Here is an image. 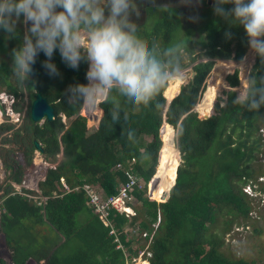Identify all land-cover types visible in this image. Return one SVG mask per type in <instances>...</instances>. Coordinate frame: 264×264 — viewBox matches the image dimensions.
<instances>
[{
  "label": "trees",
  "instance_id": "16d2710c",
  "mask_svg": "<svg viewBox=\"0 0 264 264\" xmlns=\"http://www.w3.org/2000/svg\"><path fill=\"white\" fill-rule=\"evenodd\" d=\"M231 7L226 5L228 9ZM202 19L205 23L198 32L205 35L192 39L194 30L187 28L189 35L183 39L187 44L184 53L190 65H194L195 75L181 88L164 115L161 107L166 103L163 93L167 87L146 106L126 108L122 101L112 96L108 103H98L90 117L80 114L83 106L70 104L66 90L70 85L87 83L88 63L82 61L77 69H71L56 52L52 59L61 75L50 77L42 67L47 57L40 53L33 81L28 79L21 83L7 66L13 63L12 50L20 44L23 28L18 27L14 38L0 32V48L8 57L6 63H0V93L12 95L14 110L21 112L22 106L16 101L24 96V89H35V93L40 92L47 99L55 114L53 121L45 120L39 127L30 118L33 94L29 95L23 125L1 139L0 160L6 178L4 187L0 186V198L5 199L8 211L3 213L0 226L8 246L18 248L19 254L13 257L14 264H24L31 255L28 250L36 247L35 244L16 246L11 241V237L20 233L23 218L28 217L34 219L31 223L34 229L37 225H45L48 231H55L52 230V241L55 240V247L60 245L51 255H44L47 264H126L143 249L150 255L148 264H248L242 259L225 256L221 249L224 241L213 229L220 224V219L223 220L221 233L224 235L235 224L247 227L254 222L251 214L256 207L252 206L243 189L253 185L249 180L256 183L264 176V170L257 162L258 156L264 153V138L259 133L264 130V107L249 110L236 105L232 103L236 93L229 91L225 105H220L223 100L218 99L211 117L200 119L193 112L214 61H237L236 64L241 65L248 50L244 28L230 25L215 15L213 0ZM160 20L151 31L138 32L137 42L154 48L158 59L165 62L169 59L166 50L176 43L173 40L175 33L183 28L178 16L166 14ZM226 32H231L230 39L225 36ZM196 45L199 49L195 55ZM250 73L257 80L264 78V60L256 56ZM225 80L229 87H237L238 72L228 75ZM220 81L225 83L223 79ZM217 86H212L207 100L201 102L200 108L206 112L211 111ZM113 102L120 110L115 127L111 123ZM62 117L69 121L67 126L61 122ZM164 119L177 130L175 146L181 159L175 184L166 201L162 199L165 193H159V189L165 167L172 158L169 156L164 162L159 156L158 163L163 143L160 128ZM168 124L164 125L165 154H168L166 148L175 150L173 131ZM11 130L12 125H1L0 137ZM34 141L42 148L41 155L51 163H57L48 169L45 180L39 183L41 195L47 198L44 206H37L33 200L20 195L10 196L14 192L10 183L21 185L24 176L33 169ZM60 152L62 158L57 162ZM131 179L136 182L132 193L138 203L131 205L134 215L126 216L111 209L106 218L109 224L105 226L93 212L85 187L112 196L118 193L120 185ZM139 180L144 184L141 189L137 188ZM170 181L166 174L164 189ZM257 184V191L264 194V184L259 181ZM81 214L85 218L81 219ZM43 219L47 224L42 225ZM126 226L131 232H137L131 233L137 235L135 238L127 237ZM119 244L127 253L117 249ZM135 245L139 246L138 250H133ZM26 253L28 256H24ZM20 254L24 256L21 259Z\"/></svg>",
  "mask_w": 264,
  "mask_h": 264
},
{
  "label": "clouds",
  "instance_id": "9594fccd",
  "mask_svg": "<svg viewBox=\"0 0 264 264\" xmlns=\"http://www.w3.org/2000/svg\"><path fill=\"white\" fill-rule=\"evenodd\" d=\"M143 2L0 0V31L9 38L17 37L21 17L28 26L20 44L12 50V74L21 83L27 81L43 53L47 59L42 67L50 77H59L61 73L52 59L58 52L71 69H77L82 61L88 63L87 83L70 85L66 90L70 104L95 108L98 102L108 103L109 97L116 96L126 108L149 105L169 83L186 82L185 57L180 53L186 52L187 44H173L165 52L169 59L161 62L154 48L138 43L141 18L137 9ZM226 5L233 7L228 9ZM213 11L230 25L242 26L249 49L264 60V0H213ZM231 35L225 33L229 39ZM245 60H241L242 65ZM232 103L249 110L264 107V78L257 80L247 74V86L236 93ZM112 106L111 123L115 127L120 110L114 102ZM253 187L246 185L243 191L252 194Z\"/></svg>",
  "mask_w": 264,
  "mask_h": 264
},
{
  "label": "rangeland",
  "instance_id": "374dc122",
  "mask_svg": "<svg viewBox=\"0 0 264 264\" xmlns=\"http://www.w3.org/2000/svg\"><path fill=\"white\" fill-rule=\"evenodd\" d=\"M193 6L190 9H187V11L180 15L179 17V21L182 24V30H178V32L175 33V40L174 42L179 43V41H183V39H185L186 37H188L189 32L186 30L187 28H191L194 30V33L190 36L192 37V39H197L199 38V35L204 36L205 34L203 32H198L202 26L205 23V20L202 19V16L204 14L207 13L208 8H210V6L212 5V2L209 4L208 1L206 2V0H192ZM150 14L151 16L149 17V19L147 20V22L143 24H141L140 26L137 27V33L144 31V32H149L151 31L153 28H155V26L157 24H159L161 22V18L164 15H168L171 17H177L178 13H176V11L174 9H167V10H162L160 11V9H156V10H150ZM161 16H158V15ZM191 17H198V19L193 20L191 19ZM20 21H22V25L20 24ZM17 22V30L18 27H22L24 34L26 31V26L23 23V18L21 17V20ZM144 24H146L144 26ZM1 33H3L5 35V37H8L6 33L0 31ZM197 51L195 53V55L198 53V46L196 45ZM185 58H184V65L187 64V66L185 67V73H186V82L183 84H178V83H174L171 82L168 84L166 90L163 93V96L165 98L166 103L164 104L162 108L163 110V115L166 112L169 104L171 103V101L177 97V95L180 93V90L182 87H185L190 80H192V72L193 71V64L190 65L189 63V59L187 57V54L182 52L181 53ZM246 58L244 65H240V64H236L234 65V67L232 66V68L225 74L223 75V77H219V75L221 74V66L222 64L220 62H218V60L214 61L213 67L211 72L208 74V76L206 77L202 87H201V91L199 93V97L197 99V102L195 104V107L192 109L193 112H196L198 117L200 119H204V116H207L208 118L211 117L212 115L215 114V104L217 103L218 99H222L223 102H226V93L229 91H234L235 93H237L241 88L246 87L247 86V74L250 73L252 66L255 63V59H256V55H254L251 50L249 49L248 46V50L245 54V56L243 57V59ZM8 57L5 55V50L3 53V50L0 48V63L1 62H7ZM206 61V60H203ZM230 63H232L233 61H228ZM239 62V61H238ZM252 62V63H251ZM234 63H237V61H234ZM223 64L225 66H230L227 63L223 62ZM12 68V64L10 66H7ZM88 71V68H87ZM235 71L238 72V86L235 88H231L227 85L226 82V77L228 75L233 74ZM218 72V73H217ZM34 79V78H33ZM32 79V81H33ZM224 80L225 81V86L219 85L216 87L215 89V95L213 96V102H212V107H211V111L206 112L204 109L200 108L201 102L203 100H207L206 99V95L208 94V92L210 91V89L212 88V86L215 85V83L219 82L220 80ZM35 84V83H34ZM65 87V85L63 86ZM24 92V96H22L21 98L18 99L17 102H20L19 104L22 106V111L20 112V120L18 122H16V124H11L9 123L10 117L8 115V113L6 112V109L9 107L7 106V104L0 105V126L3 124L6 125H12L13 126V130L4 133L1 135L0 137V148L2 147L1 144V139L5 138V137H9L11 135V133L20 128L23 125L24 119H25V114H26V110H27V106L29 104V95H32L36 92L35 89L31 90V91H27L26 89L23 90ZM7 95L5 93H0V96H4ZM5 97V96H4ZM171 99V100H170ZM223 102H221L220 105H223ZM15 103V104H16ZM100 103V102H98ZM199 105V106H198ZM224 106V105H223ZM86 108V109H85ZM11 110L13 112H16L14 110V106L13 109H8L9 113H13L11 112ZM85 110H88V112L86 113ZM93 108H88L83 106V109L81 110L82 115H86V116H91ZM44 120H41L39 122H37V125L40 127L42 126ZM62 123H64L66 126L69 124V121H67V119H65L64 117H62L61 120ZM168 124L166 122V120L164 119V122L160 128V137H161V142L163 141L162 145H161V149L159 151V155H158V163H159V156L160 159L163 158V161H168L166 158L167 157H171L172 161L167 163V166L165 167V171L160 183V189H159V193H169L168 191L170 190L171 185L174 182L175 179V173H176V169L181 161L180 159V154L178 152V150L176 149L175 143H176V134H177V130L174 129L171 125H169V127L172 129L173 131V138H174V142H173V146L175 148V150L171 151L168 150L166 148V151L168 152V154L163 153L164 149H165V143L163 140V135L166 132V128L164 127L165 124ZM168 128V127H167ZM259 133L261 134V136L264 138V130H260ZM145 140L147 142L150 141L149 138H145ZM264 149V146L262 148V150ZM170 151V152H169ZM264 151V150H263ZM62 158V152L59 153V155H57L56 159L57 162L60 161V159ZM166 159V160H165ZM1 161V160H0ZM257 162L259 164H261V170H264V153L258 156ZM2 163V162H1ZM255 163V164H258ZM55 165H57V163H51L48 159H46L43 155L40 154L39 151H35L34 155H33V170L31 172L28 173L27 177L25 178L27 181V186L28 183L31 182V184L29 185L30 188L33 187V184L35 185L37 183V181L40 179L38 176H40L41 174L43 175L49 168H53ZM158 167V164H157ZM157 167H156V171L153 175L152 179L155 177V174L157 172ZM47 168V169H46ZM4 171V169H0V180L1 183L0 184H4L5 182V178L3 179L2 177V172ZM166 174H169L171 181L170 184L163 190V185L166 179ZM260 179V180H259ZM150 181V183H151ZM258 181L262 182L264 184V176H261L257 179V182H253V180H249V183L253 184L252 186H254L253 188H251L252 190V194H248V193H244L250 198L249 201L252 202V206L256 207V209L254 211H252V220H254V222L250 223L249 226L244 227L243 225H233L228 231L227 233L224 235L221 233V230L223 228V220L220 219V224L217 225L216 228L213 229V231H215V233H219L220 237L222 238V240L224 241L223 246H222V252L225 256L229 257V258H235V259H242L244 261H246L248 264H264V194H261L259 191L255 192V190H257L258 188ZM138 189H141L143 187V182H141L139 180L138 182ZM22 185V184H21ZM20 185V186H21ZM121 186V185H120ZM149 186V184H148ZM16 192H22L17 186H14ZM23 187H21L22 189ZM35 188V186L33 187V189ZM246 188V186L244 187V189ZM23 190V189H22ZM28 190V189H26ZM25 191V189H24ZM30 191V190H29ZM247 192H249V189L246 190ZM100 195H104L103 192L101 190L98 189L97 191ZM253 196V197H252ZM157 201V200H156ZM157 202H162V201H157ZM133 204L137 203V201L135 200V197L133 198ZM138 204V203H137ZM225 220V219H224ZM23 223H22V228L19 229L21 234H29L32 237H34V228L33 225H31V223H33L34 219L31 217L28 218H23ZM107 221L104 223L106 225ZM222 223V224H221ZM26 225L29 227L27 228ZM131 229H129V226H126L125 228V232H127V237H133L135 238V234L131 235V233H136L135 231H130ZM130 231V232H129ZM0 243H1V237H0ZM37 246L35 247V249L33 250H28V252L32 253V254H39L41 253L45 248L43 246H38V243L36 244ZM120 246L119 249H124L120 244L118 245ZM139 246L135 245L133 246V250H138ZM147 250L143 249L138 253L137 257H134L130 260H128V264H146V260H147ZM1 252V250H0ZM124 252H126V250L124 249ZM127 253V252H126ZM23 255V254H21ZM128 256V254H126ZM146 258V259H145ZM39 264V263H38Z\"/></svg>",
  "mask_w": 264,
  "mask_h": 264
},
{
  "label": "crops",
  "instance_id": "0c3cea01",
  "mask_svg": "<svg viewBox=\"0 0 264 264\" xmlns=\"http://www.w3.org/2000/svg\"><path fill=\"white\" fill-rule=\"evenodd\" d=\"M1 168L4 169L3 166H2V163L0 161V169ZM47 171L43 175L41 174L40 176H38L40 179L37 181V183L35 185L33 184V187L35 186L34 189H33V187L30 188V186H29L31 184V182L28 183V186L26 185L27 184V181H26L25 178L27 177V175H28L29 172L24 176V179H23V182H22V185L21 186L15 184V183H10L12 185V187L14 188V192L11 193L10 196L20 195V196L26 197L29 200H33L34 204H36L37 206H44L45 205V201H46L47 198L41 195L40 190H39V183L40 182H43L45 180ZM1 175H2L3 179L6 178V172H5V170L2 172ZM0 183H1V180H0ZM64 185L66 186L65 183H64ZM0 186L1 187L2 186L4 187V184H0ZM14 186H17L22 192H18V191L16 192ZM1 187H0V196L2 194ZM21 187H23L22 188L23 190L21 189ZM24 189L25 190L28 189V190L27 191H24ZM63 189H65V187H63ZM67 189H68V187H67ZM29 190H30V192H32L34 194L28 193ZM1 199H3V203H2V215H3V213H6L8 211V209L4 205V200L5 199L4 198H1ZM7 214H10V213L8 212ZM81 217H84L85 218V215L84 214H81L80 215V218ZM1 218H2V216H1ZM42 222H43L42 225L44 223L47 224L44 219H43ZM52 230L54 231V229H52ZM52 230L51 231H48V228L45 225L44 226H41V227L39 225H37L36 228L34 229V233H35L34 234V237H32L29 234H21V233H18V236L11 237V241H13L16 244V246H18V245H21V246H31L32 244H35V246H37L36 244L38 243V246H43L45 248L39 254H32L31 253V255L28 256V253H26L24 256L27 255L28 257H27V260L25 261L24 264H38V263L39 264H47V260L44 258V255H46L47 253L51 255L52 252L60 245L59 244L57 247H55V240L52 241V239L54 237L53 234H54L55 231L53 232ZM41 234H45V235L44 236H41ZM58 236L61 237V235H58ZM0 237H1V243H0V250H1V252H0V261H2L4 263H7V264H14L13 263V257L17 256L16 254H19L17 252V249L18 248L17 247H14V246L13 247L8 246V244H7V238L5 236L4 231L1 230V226H0ZM55 239H56V237H55ZM24 256H22V255L19 256L18 255V257H20V259L23 258ZM146 262H147V260H146ZM126 264H128V260L126 261ZM146 264H148V262Z\"/></svg>",
  "mask_w": 264,
  "mask_h": 264
},
{
  "label": "built area",
  "instance_id": "2783aa9c",
  "mask_svg": "<svg viewBox=\"0 0 264 264\" xmlns=\"http://www.w3.org/2000/svg\"><path fill=\"white\" fill-rule=\"evenodd\" d=\"M4 96H0V105L7 104V106H9L6 109V112L10 117L9 123L16 124V122L20 120L21 114L20 112H13L12 110L11 112L13 113L11 114L9 113L8 109L9 108L13 109L14 98L12 95L9 94ZM134 187H136V182L134 179H131L128 183L121 185L118 189V193L112 196L100 195L97 191L89 187H85V190L87 192L89 198V204L93 212L99 216L100 220L104 224L107 221L106 218L108 216L109 210L111 209L126 216L134 215L131 206L133 204L132 202L134 198L132 193ZM2 203H3V199L0 198V219L2 216ZM108 224L109 223H106V225L105 224L104 225L107 226ZM111 233H114L112 229H111ZM119 247L120 246H117V248Z\"/></svg>",
  "mask_w": 264,
  "mask_h": 264
},
{
  "label": "water",
  "instance_id": "95a60500",
  "mask_svg": "<svg viewBox=\"0 0 264 264\" xmlns=\"http://www.w3.org/2000/svg\"><path fill=\"white\" fill-rule=\"evenodd\" d=\"M208 3H211V0H208ZM36 75V63L33 65V72L32 75L30 76L29 80H32L34 76ZM195 73L192 72V78L194 77ZM30 118L34 123H37L41 120H46L48 122L54 120V109L53 107L48 103L47 99L42 96L40 92H37L34 94L31 104H30ZM207 116H204V119H207ZM34 145L37 151H42V148L40 147L39 143L37 141H34ZM177 171V169H176ZM175 180L170 187V189L174 186ZM170 192V190L168 191ZM169 193H165L164 197L162 198L163 201H166L168 199ZM0 264H7L2 261H0Z\"/></svg>",
  "mask_w": 264,
  "mask_h": 264
},
{
  "label": "flooded vegetation",
  "instance_id": "af4514ba",
  "mask_svg": "<svg viewBox=\"0 0 264 264\" xmlns=\"http://www.w3.org/2000/svg\"><path fill=\"white\" fill-rule=\"evenodd\" d=\"M197 1V0H195ZM208 0H206L207 2ZM212 2V0H211ZM193 6L192 0H144L143 2V6L139 7L137 9L140 18H141V24L147 22V20L149 19V17L151 16L150 14V10H156V9H160V11L162 10H171L174 9L176 11V13H178V18L180 17V15L184 14L187 9H190ZM158 16H161L160 14ZM138 25V26H140ZM146 24H144L145 26ZM26 28L28 27L27 25H25ZM137 26V27H138ZM176 83V82H174ZM34 96V94H33Z\"/></svg>",
  "mask_w": 264,
  "mask_h": 264
},
{
  "label": "bare ground",
  "instance_id": "6f19581e",
  "mask_svg": "<svg viewBox=\"0 0 264 264\" xmlns=\"http://www.w3.org/2000/svg\"><path fill=\"white\" fill-rule=\"evenodd\" d=\"M229 60H218V62H220L221 64H222V66H221V74L219 75V77L221 78V77H223V75L225 74V72H227L232 66H234V65H236V63H234V61L232 62V63H230V62H228ZM223 62H225V63H227L228 65H230V66H225L224 64H223ZM252 63V62H251ZM218 73V72H217ZM224 85L225 86V83L224 82H219V83H215V85ZM171 100V99H170ZM165 184L166 183H164V185H163V190H164V187H165Z\"/></svg>",
  "mask_w": 264,
  "mask_h": 264
}]
</instances>
